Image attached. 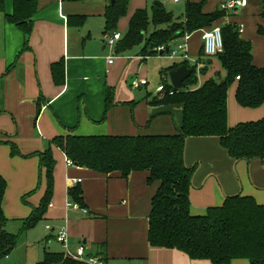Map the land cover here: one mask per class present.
<instances>
[{"label":"crops","instance_id":"1","mask_svg":"<svg viewBox=\"0 0 264 264\" xmlns=\"http://www.w3.org/2000/svg\"><path fill=\"white\" fill-rule=\"evenodd\" d=\"M131 1L126 12L128 23L136 10L143 9L129 10ZM181 1L171 4L178 5ZM199 1L184 0L185 4ZM246 1L245 8L227 14L221 23L240 27L237 14L248 8L249 1ZM36 3L27 48H24V34L5 20V15L12 13V0H5L4 12L0 13V175L7 185L1 207L9 229L16 233L28 213V209L21 210L18 206V199L34 191L37 171L39 180L44 178L36 154L47 148V142L58 136H168L175 133L182 121L180 105L151 103L153 98L160 100L164 96L148 91V83L137 88L141 95L136 98L119 87L136 65L139 79L158 72L160 82L170 85L168 69L171 67L162 62L166 60L162 58L166 53L155 56V60H149L152 56L147 57L144 52L139 58L131 56L132 47L123 46L125 35L113 50L107 48L104 37L111 33H105L104 13L110 0H36ZM219 3L213 11L206 9L205 3L203 12L216 11ZM255 3L259 6L258 0ZM259 9L261 15L260 6ZM76 17H83L81 23H76ZM91 21L102 25L100 34L93 32ZM152 27L151 34L165 29L166 24ZM127 28L124 27V33ZM112 32L123 34L116 29ZM204 32L190 34L187 58H178L182 63L188 62L191 59L188 51L198 50L194 62L197 83L193 88L217 76L225 77L216 58L199 55ZM181 40L172 41L169 49L174 50ZM109 56L113 57L112 64L107 62ZM60 62H63L64 80L56 85L51 66ZM253 64L262 67L264 58L257 64L253 60ZM233 87V94L227 93L228 127L263 119L264 103L262 108V105L256 109L236 106L235 110L236 82ZM108 92L112 95L107 107ZM10 144L17 149L15 157L5 148ZM52 155L55 161L49 203L52 206L45 209L41 219L46 222L45 226H50L45 229L44 244L32 247L30 228L21 234L7 256L0 257V264H37L46 253H63L55 240L61 228L67 229L72 250L83 245L87 256L104 258V264H211L191 260L177 250L153 248L148 244L151 200L159 183L148 184L147 172H133L126 178L119 173L100 175L85 168L66 166V157L57 148L52 147ZM184 163L188 168L195 167L189 192L192 215H204L207 209L220 207L226 197L236 195L264 204V160H233L220 147L217 138L203 137L186 140ZM73 179L81 183L69 185ZM76 186L82 191L81 203L86 214L66 208V204L72 203L68 190ZM44 193L45 178L42 187L28 200L33 208L39 206ZM11 209H15L13 213ZM230 264L248 262L234 260Z\"/></svg>","mask_w":264,"mask_h":264},{"label":"trees","instance_id":"2","mask_svg":"<svg viewBox=\"0 0 264 264\" xmlns=\"http://www.w3.org/2000/svg\"><path fill=\"white\" fill-rule=\"evenodd\" d=\"M206 1L186 3L184 21L181 23L174 22L171 14L163 12L162 6L153 7V24H166V27L150 35L142 52L147 57L155 56L159 54L158 48L164 47L166 50L172 41L185 34L218 27L223 48L214 58L225 72V77L221 79L217 76L193 88L197 83L195 67L190 68L187 62H183L168 69L175 71L180 66H186L192 70V75L183 83L181 90H174L172 96L151 100L152 104L181 106V125L173 135L58 136L47 142V148L36 154L40 169L44 170L45 193L30 217L21 221L17 233L9 229V222L2 211L7 185L0 175V257L7 256L16 247L21 234L42 219L50 203L53 194L54 147L63 152L76 167L100 175L119 173L124 178L130 173L145 171L149 175L148 184L159 183L151 200L148 217L147 241L151 247L177 250L191 260L208 261L211 264H230L234 260L264 264V204H257L251 197L236 195L226 197L220 207L207 209L204 215L191 214L189 192L195 167L188 168L184 163L188 138H217L220 147L236 161L254 158L264 160V118L240 123L232 128L227 125V93L234 82L237 83L235 100L240 107L256 109L263 105L264 64L262 67L253 64L251 44L241 38L238 25L221 23L228 16V13L220 10L222 1L216 11L204 13ZM258 1L264 18V0ZM128 4L129 0H110L104 13L105 33H113L118 19L126 14ZM4 5L5 0H0V13L4 12ZM36 11V0H12V13L5 15V20L24 34V48H27ZM76 18V23H81L83 17ZM148 26L146 11L136 10L129 20L123 46L131 48L138 45L145 37ZM257 33L264 37V26L258 27ZM200 53V56L204 55L203 46ZM51 72L53 82L61 85L64 80L63 62L52 65ZM164 86L167 92L173 90L168 84ZM111 95L110 92L106 95L107 107ZM11 146L17 154V149ZM81 195L79 186L68 190L71 202L84 208ZM102 260L105 261L104 258ZM37 264L85 263L65 257L63 253H46Z\"/></svg>","mask_w":264,"mask_h":264},{"label":"rangeland","instance_id":"3","mask_svg":"<svg viewBox=\"0 0 264 264\" xmlns=\"http://www.w3.org/2000/svg\"><path fill=\"white\" fill-rule=\"evenodd\" d=\"M155 1L156 0H138V1L132 0L130 2L129 10L136 9V8H143V9L146 8L145 11H146V14L148 17L149 26L151 27V28L149 27V29L147 30V36H145L143 38V40L138 45L133 46L130 49L131 50V52H130L131 56L135 55L139 58V56L142 52V49L145 46V42H146L145 38L146 39L149 38V36L151 34L150 32L153 29L152 25H154L152 22L153 16L155 18V9L153 10L152 5ZM218 1H223V0H207L206 5H205L206 9L212 8L211 11H213L217 6L216 3ZM248 1H249L248 8L245 11L238 12L237 22L239 23V25H241L240 27L242 28V37L241 38L244 40H247V41L249 40L251 47H252L253 60L257 64V63L262 61V58H264V39H261L260 36L257 34L258 26H264V18L260 15V9H259V6L255 3V0H248ZM185 5L186 4H185L184 0H182L178 5H174L171 3H166V4L164 3L162 6V10L164 13L171 14L173 17V20L181 23L182 21H184ZM91 22H92L93 32L94 33L98 32L100 34L101 33L100 29H101L102 25L99 22L97 23L96 21H91ZM127 26H128V18H127V14H125L124 16L119 18L118 22L116 23V27H115L117 32L123 33L121 36V39H123L124 35H126V32L124 33V27H127ZM125 31H126V29H125ZM205 31H207V29H205ZM188 55L191 59H189V61L187 62L188 63L187 65L190 68H192L195 66L194 62L196 61L195 59H196V56L198 55V50L195 49V50L188 51ZM155 56L158 57L157 55H155ZM155 56H152V58H150L149 60H155L154 59ZM167 56H169V55L167 54ZM166 57H162V58L166 59L165 61H162V62H166L165 64L167 66L172 67L173 64L180 65V63H182L180 60H178V58H171L172 60H170L168 57H167L168 59ZM134 59H136V57H134L133 60ZM173 60H175V61H173ZM137 68L138 67L136 65L135 69L131 72V74H129L128 77H125V79L123 80V82L119 86V87H122V90L125 89V91L127 93L132 94L134 96V98L141 95V93L138 92L136 88H133V85L135 83H137L138 80H141V79H139L140 75L137 71ZM144 77L145 78L142 80H145L148 83V86H147L148 91H155L159 85H163V83L160 82V80H159L160 76H158V72L154 76L149 77V75H146ZM233 91H234V87H233V84H231L228 88V94H229V92H232V94H233ZM117 94L119 96V90L117 91ZM233 104L235 105V110L237 107L243 109V107H240L237 105L236 101H234V98H233ZM262 107H263V105L260 108H262ZM252 112H254V110ZM240 113H243V112L241 111ZM5 146H6L5 148L9 149V154L14 155V157H15L16 152L12 151L11 144L5 145ZM43 183H44V178L42 177L39 180V174L37 171L36 185H35V188L33 189L34 191L32 190L33 191L32 193L29 192V193L24 194V195L22 194L18 199V206H21L23 208L21 210L28 209V213H27V217H26L27 219L30 217L31 212L33 210V207L31 206V204L29 203L28 200L30 199L31 196H33L34 194L37 193V190L42 187ZM14 185H15V182L12 180V186H14ZM14 210L15 209H11L10 211L13 213ZM45 225H46V222L44 220L43 221L41 220L31 228L30 236H31V245L33 248L39 247L41 245V243L44 244L45 238L47 237V232L45 231V229H46V227L50 228V226H45ZM54 245H55V242H54L53 246Z\"/></svg>","mask_w":264,"mask_h":264},{"label":"built area","instance_id":"4","mask_svg":"<svg viewBox=\"0 0 264 264\" xmlns=\"http://www.w3.org/2000/svg\"><path fill=\"white\" fill-rule=\"evenodd\" d=\"M160 3H178L180 0H156ZM247 5L246 0H223L220 4V10L224 11L226 13H234L238 9H243ZM241 32V28L239 30ZM120 34L118 33H111L107 34L104 37L105 44L109 50H113L116 46V43L120 40ZM190 35L185 34L182 37L181 43L177 45V47L174 50H170L167 53L170 58H179L185 60L187 58L186 53V47L189 40ZM202 46H203V54L206 57H214L216 54L220 53L223 48L222 44V38H221V32L220 28L214 27L213 29L209 31H205L202 34ZM157 51L163 53L165 51L164 47L158 48ZM113 57L109 56L107 58L108 64H112ZM239 77L236 78L238 80ZM147 82L145 80H139L137 83L133 85V88H139L141 86H146ZM156 94H159L160 96L169 95L172 96L174 94V89L167 92L164 85H159L156 90ZM65 164L68 167L74 166L72 161L65 158ZM81 183L80 180H70L69 185H78ZM52 205H48V207H51ZM66 208L69 210H75L80 211L84 214L87 213L86 209L79 206L75 203H68L66 204ZM49 229V227H47ZM56 242L61 246L63 250V254L65 257H68L72 260L82 262L85 264H104V261L101 257L98 256H87L86 255V247L83 245L77 246L74 250L71 249V246L69 244V234L66 228H61L57 231L55 235Z\"/></svg>","mask_w":264,"mask_h":264},{"label":"water","instance_id":"5","mask_svg":"<svg viewBox=\"0 0 264 264\" xmlns=\"http://www.w3.org/2000/svg\"><path fill=\"white\" fill-rule=\"evenodd\" d=\"M113 2V1H112ZM153 6L159 8L162 6L160 2H154ZM169 52V48H166L165 53ZM160 54H162L160 52ZM192 75V70L187 68L186 66H180L175 71H171L168 74L170 86L174 90H181L183 83Z\"/></svg>","mask_w":264,"mask_h":264}]
</instances>
